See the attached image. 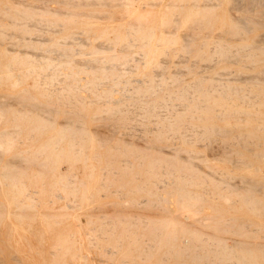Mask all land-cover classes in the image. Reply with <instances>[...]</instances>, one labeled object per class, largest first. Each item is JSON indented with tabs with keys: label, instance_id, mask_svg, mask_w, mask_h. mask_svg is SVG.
<instances>
[{
	"label": "rangeland",
	"instance_id": "374dc122",
	"mask_svg": "<svg viewBox=\"0 0 264 264\" xmlns=\"http://www.w3.org/2000/svg\"><path fill=\"white\" fill-rule=\"evenodd\" d=\"M261 37L264 0H0V264H264Z\"/></svg>",
	"mask_w": 264,
	"mask_h": 264
},
{
	"label": "bare ground",
	"instance_id": "6f19581e",
	"mask_svg": "<svg viewBox=\"0 0 264 264\" xmlns=\"http://www.w3.org/2000/svg\"><path fill=\"white\" fill-rule=\"evenodd\" d=\"M127 1V0H126ZM234 1V0H233ZM235 1H237V0H235ZM259 2V1H258ZM240 3H241V1H240ZM239 4V3H238ZM244 4V3H243ZM171 5H174L173 3H171ZM218 5V3H216V2H213V1H210V2H207V3H203V4H193L192 6L194 7V8H198V9H209V8H213V7H215V6H217ZM238 6V5H237ZM235 8V7H234ZM233 16H235V15H233ZM139 17H141V16H139ZM232 18V17H231ZM233 20V19H232ZM243 22V21H242ZM244 24V23H243ZM135 25V24H134ZM244 26V25H243ZM247 26V25H246ZM135 27V26H134ZM245 27V26H244ZM246 29V28H245ZM167 31V30H166ZM247 31V30H246ZM172 31H170V33H171ZM131 33V32H130ZM131 34H133V33H131ZM191 36H193V35H190V37ZM206 36V35H205ZM75 35H72L70 38L72 39V40H75ZM92 37V36H91ZM133 37H135V35L133 36ZM194 37V36H193ZM76 38H78L79 39V37L77 36ZM187 38V37H186ZM192 38V37H191ZM191 38H187L185 41L186 42H188V41H190L191 40ZM215 38V37H214ZM227 39V38H226ZM225 39V40H226ZM256 39V38H255ZM135 40H136V38H135ZM229 40V39H228ZM260 40H262V37H261V39ZM259 41V40H258ZM257 41H255V43H256ZM76 43V42H75ZM259 43H263L264 44V37H263V40L262 41H260ZM132 44H135L134 42H132V41H130V43L129 44H127V45H132ZM141 45V44H140ZM223 45V44H222ZM221 45V46H222ZM255 47H257V48H259L260 49V51H263V53H264V45H258V43H256V45L255 44H253ZM97 46V45H96ZM107 48V47H106ZM123 48H124V46H123ZM119 53V52H118ZM224 53V52H223ZM57 55H59V56H64V54L62 53V52H59ZM36 56V55H35ZM37 57H38V55H37ZM36 57V58H37ZM52 57V56H51ZM57 58V57H56ZM58 59H60V58H58ZM139 59H137V60H135L136 62L138 61ZM164 60V59H163ZM56 61H58V60H56ZM60 61V60H59ZM134 61V60H133ZM127 65V64H126ZM127 67V66H126ZM102 68V67H101ZM121 69H120V73H121ZM103 75H105V74H103ZM117 75V74H116ZM102 76V75H101ZM215 77V76H214ZM118 78V77H117ZM223 79V78H222ZM228 79V78H227ZM234 79L235 80H237L238 82H241V81H248L249 83H250V85H251V88H255L254 90H253V92L251 91V88H250V92H251V94L249 93V92H247L246 94H245V96H242V94L244 93V92H246V90L244 91V92H242V94H241V92L238 90V86H236V87H233L232 89V91L234 92V94H236V97L237 98H241V97H244L243 98V104H244V107H243V105H241L240 103H238V102H234L233 104H234V106L232 107V110L231 111H264V72H262V73H260V74H250V75H245V76H238L237 75V77L235 76L234 77ZM110 80V79H109ZM121 80V79H120ZM215 80V79H214ZM70 81V80H69ZM138 81H140L139 79H138ZM224 82V81H223ZM223 82H220V83H223ZM217 83V82H216ZM94 84V83H93ZM92 84V85H93ZM115 84V83H114ZM191 86V85H190ZM247 86V85H246ZM241 87V86H240ZM112 89H114V88H112ZM181 89V88H180ZM206 89H208V88H206ZM205 88H203L202 90H201V93L202 94H204V93H206V90ZM128 90V89H127ZM220 90V89H219ZM132 91V90H131ZM221 91V90H220ZM222 91H225V90H222ZM222 91H221V94H223L222 93ZM227 91V90H226ZM239 91V92H238ZM200 93V94H201ZM207 94V93H206ZM204 96H206V95H204ZM204 96H202V98L204 97ZM176 97V96H175ZM231 97V96H230ZM196 99V102H195V104H193V105H190V103H189V105H186L185 104V106L186 107H189V106H191V108H192V110H194V109H196V108H199L200 106H201V104L200 103H198V101H197V99L199 98L198 96L197 97H195ZM182 99V98H181ZM205 99H208V97L206 96V98ZM204 99V100H205ZM113 102H115V100L113 101ZM146 102V101H145ZM239 102H240V100H239ZM203 103V102H202ZM152 105V104H151ZM184 105V104H183ZM173 107V106H172ZM115 108V107H114ZM116 110V109H115ZM228 114V113H227ZM174 115V114H173ZM233 115V114H232ZM195 116V115H194ZM200 116V115H199ZM171 120V119H170ZM251 122H253V121H251ZM254 122H255V120H254ZM172 123V122H171ZM176 123V122H175ZM173 125H174V123H172ZM262 124V123H261ZM254 125V124H253ZM201 126V125H200ZM255 127V126H254ZM263 128V127H262ZM181 135V134H180ZM250 135V134H249ZM248 135V136H249ZM248 136H247V138H248ZM252 136V135H251ZM257 136H258V134H257ZM246 137V136H245ZM259 137V136H258ZM262 137V136H261ZM250 138V137H249ZM248 138V139H249ZM253 138H254V136H253ZM263 138V137H262ZM186 139V138H185ZM246 139V138H245ZM254 140V139H253ZM253 140H251L252 141V143L253 144H256L257 142L256 141H254V142H256V143H254L253 142ZM259 140V139H258ZM261 141V140H260ZM259 141V142H260ZM262 142H264L263 140H262ZM261 142V143H262ZM251 143V144H252ZM252 144V146H254L255 147V145H253ZM257 145V144H256ZM259 146V145H258ZM261 147H264L263 146V144L261 145ZM263 150V149H262ZM261 153H262V151H261ZM258 154H259V152H258ZM257 155V154H256ZM263 155V154H262ZM211 164V163H210ZM213 169V168H212ZM207 171V170H206ZM213 174V173H212ZM189 176V175H188ZM187 181V180H186ZM188 182V181H187ZM168 183V182H167ZM188 184V183H187ZM189 185V184H188ZM255 185H259L258 183H256V184H254V186L253 187H255ZM260 185H262V184H260ZM252 188V187H251ZM208 209V208H207Z\"/></svg>",
	"mask_w": 264,
	"mask_h": 264
}]
</instances>
